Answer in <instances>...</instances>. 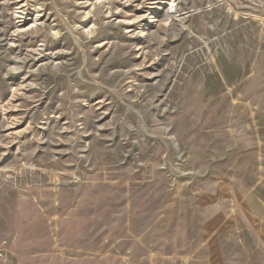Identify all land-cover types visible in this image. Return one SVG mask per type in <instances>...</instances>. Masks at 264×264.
<instances>
[{
	"label": "rangeland",
	"instance_id": "374dc122",
	"mask_svg": "<svg viewBox=\"0 0 264 264\" xmlns=\"http://www.w3.org/2000/svg\"><path fill=\"white\" fill-rule=\"evenodd\" d=\"M172 1L0 0L18 264H264V0Z\"/></svg>",
	"mask_w": 264,
	"mask_h": 264
},
{
	"label": "built area",
	"instance_id": "2783aa9c",
	"mask_svg": "<svg viewBox=\"0 0 264 264\" xmlns=\"http://www.w3.org/2000/svg\"><path fill=\"white\" fill-rule=\"evenodd\" d=\"M0 264H18L6 238H0Z\"/></svg>",
	"mask_w": 264,
	"mask_h": 264
},
{
	"label": "bare ground",
	"instance_id": "6f19581e",
	"mask_svg": "<svg viewBox=\"0 0 264 264\" xmlns=\"http://www.w3.org/2000/svg\"><path fill=\"white\" fill-rule=\"evenodd\" d=\"M172 1V0H171ZM173 2V1H172ZM175 6H176V4H174V3H171L170 4V7L168 8L169 9V14L171 13V12H174V10H175ZM168 11V10H167ZM166 11V12H167ZM169 14L167 13L166 14V16H169Z\"/></svg>",
	"mask_w": 264,
	"mask_h": 264
}]
</instances>
